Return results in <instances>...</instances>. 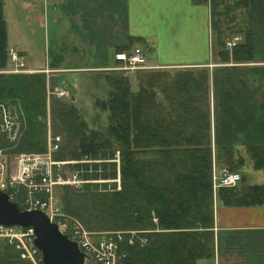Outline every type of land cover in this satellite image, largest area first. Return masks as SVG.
<instances>
[{"label":"trees","instance_id":"16d2710c","mask_svg":"<svg viewBox=\"0 0 264 264\" xmlns=\"http://www.w3.org/2000/svg\"><path fill=\"white\" fill-rule=\"evenodd\" d=\"M128 47L126 44L117 51L128 52ZM243 47L233 46L231 51ZM6 51L0 0V69L6 65ZM134 71L135 86L129 76L96 72L103 75L107 90L104 98L93 100L88 120L72 94L62 98L50 92L46 110L43 72H0V101L16 99L25 118L23 135L10 152L46 151V113L50 137L60 138L51 152L53 160L81 155L110 159L117 152L119 188L114 189L112 183L110 189L96 191V185L85 184L79 191L60 185L56 197L61 212L77 218L88 231L112 234L109 237L113 238L118 232L117 253L124 254L121 264H195L213 254L211 156L209 142L204 139L208 124L201 121L204 113L195 102L198 91L201 98L203 84L200 77L184 71L171 75ZM6 145L0 134V148ZM231 152L226 148L215 153L214 163L236 170L244 161L239 156L234 159ZM248 153L253 169L264 172V147H249ZM108 164L111 171L102 176L114 178V163ZM68 166L87 167L79 163ZM239 184V188H217L219 201L224 205L264 203V184ZM131 230L136 234L130 235ZM0 264L31 263L0 239Z\"/></svg>","mask_w":264,"mask_h":264},{"label":"crops","instance_id":"0c3cea01","mask_svg":"<svg viewBox=\"0 0 264 264\" xmlns=\"http://www.w3.org/2000/svg\"><path fill=\"white\" fill-rule=\"evenodd\" d=\"M5 1L6 46L15 51L25 73L103 70L117 64L114 52L128 44V52L135 47L143 51L142 70L200 77L201 98L198 91L194 101L204 113L201 121L208 124L204 139L209 142L210 173L224 168L214 163V154L230 148L234 159L244 161L234 170L243 178L239 183L264 184V172L253 169L248 153L249 147H264V0H53L50 29L57 36V23L65 27L72 41L68 54L78 62L74 65L53 60L31 65L24 48L9 46ZM21 2L30 8L34 0ZM44 9L26 19L46 23V5ZM233 37L234 47L244 45L236 53L224 47ZM58 50L53 42V54ZM131 82L135 86L133 78ZM161 103L167 107L166 99ZM256 172L262 174L259 181L252 180ZM216 190L211 189L213 254L195 264H264V203L224 205Z\"/></svg>","mask_w":264,"mask_h":264},{"label":"built area","instance_id":"2783aa9c","mask_svg":"<svg viewBox=\"0 0 264 264\" xmlns=\"http://www.w3.org/2000/svg\"><path fill=\"white\" fill-rule=\"evenodd\" d=\"M236 40L237 37L225 40L224 46L229 49L235 45ZM6 54L13 64V69H6L4 73L27 71L22 68L23 64L12 48H7ZM113 59L117 64L102 69L127 72L146 68L145 55L138 47L130 52H114ZM24 126L20 105L8 100L0 101V134L8 140H14L22 134ZM58 140V136L50 138L44 153H11L10 149L14 148L15 144L0 148V190L7 194L9 200L18 202L23 209L41 210L57 225L61 233L75 242L77 248L90 259L91 264H121L120 258L124 254L117 253V240L121 239L118 232L115 233V238L99 234L96 239H92L77 222L66 217L53 203V190L57 186L77 183L79 179L76 178V171L64 172V175H61L60 165L64 164V161L51 158V152L57 148ZM9 156L10 159H7ZM239 180V173L222 168L218 173L211 174V189L213 191L219 187H233ZM130 235H133V232H130ZM0 239L12 245L18 251L19 258L28 260L31 264H41L40 253L32 243L31 228L0 224ZM127 242L131 243L132 239L129 237Z\"/></svg>","mask_w":264,"mask_h":264},{"label":"rangeland","instance_id":"374dc122","mask_svg":"<svg viewBox=\"0 0 264 264\" xmlns=\"http://www.w3.org/2000/svg\"><path fill=\"white\" fill-rule=\"evenodd\" d=\"M22 0H6L4 2V15L7 22V39L8 45L14 47L24 48L26 50L27 59L29 60L31 65H43L45 61H54L57 63H62L63 65H74L78 64L77 61L72 59V54H68L69 52V44L72 43L70 36L68 35L67 30L62 25V28L56 29L57 36H55L50 29V2L53 0H34V3L31 4L30 8L24 7ZM47 6V22H43L40 25L37 20L26 19V16L33 11L38 13L41 11L44 6ZM30 10V11H29ZM45 10V9H44ZM29 14V15H30ZM65 25V23L63 22ZM53 36L56 37V40L53 41ZM53 42H58V52L57 54H53L52 45ZM225 47V46H224ZM226 48V47H225ZM232 48V47H231ZM79 61V60H78ZM147 64V63H146ZM6 69H13V64L8 61L4 68L0 69V72H3ZM27 70V69H26ZM101 69H87L84 71H71V70H60V69H52L49 68L45 75V105L46 110H48V97L50 96V92L52 94L62 93L60 97L67 98L70 94L74 96V102L79 108L80 112L83 115H86L85 118L88 120L89 114L92 113V102L95 98H104L106 95V86L104 85L103 75L104 72H112L114 74H120L124 76H129L130 78L134 77L136 71H98ZM142 72L146 70L140 69ZM96 72H100L101 74L95 75ZM90 73V74H89ZM134 82H132L133 84ZM134 87V86H133ZM9 102H17L16 99H8ZM19 104V103H18ZM23 113V112H22ZM80 113V114H81ZM24 117V116H23ZM105 118V114L103 113L102 118ZM46 147L48 144V140H50V130H49V119L48 113H46ZM25 123V118H24ZM24 131V130H23ZM3 135V134H1ZM22 134L14 139L7 140L6 146H11L19 142ZM2 148V147H1ZM24 153H36V152H24ZM10 159L9 157H6ZM64 161V164L60 165L61 175H64V172L76 171L78 179L77 183L64 184L68 185L71 189L82 190L85 184H94L96 191L108 190L111 188V184H115L114 189L119 188V160L117 152L110 159H101L100 157L91 158L85 155H81L78 159H70V160H61ZM109 162L114 163V178H104L102 174L104 172H110ZM73 163L85 164L87 167L85 168H77L71 169L68 165ZM93 165H96L93 168ZM59 172V173H60ZM82 173H88L89 177H81ZM95 175V176H92ZM262 174L256 172V175L252 178L253 181H259L262 179ZM259 179V180H258ZM80 180V181H79ZM104 184V186H103ZM61 190L59 186H57L53 190V203L59 207L58 199L56 196H59ZM60 209V207H59ZM61 211V210H60ZM66 215V214H65ZM66 217L71 218L75 222H77L81 228L90 235L92 239H94L97 235L103 234L101 232H93L86 230L80 221L77 218L66 215ZM70 219V220H71ZM154 220V218H153ZM133 235L136 234L135 231ZM111 233V232H108ZM103 235L112 236V234L104 233Z\"/></svg>","mask_w":264,"mask_h":264},{"label":"water","instance_id":"95a60500","mask_svg":"<svg viewBox=\"0 0 264 264\" xmlns=\"http://www.w3.org/2000/svg\"><path fill=\"white\" fill-rule=\"evenodd\" d=\"M243 178H240V181ZM0 224L29 227L33 245L40 253L41 264H91L76 246L57 229V225L38 209H23L0 190Z\"/></svg>","mask_w":264,"mask_h":264},{"label":"bare ground","instance_id":"6f19581e","mask_svg":"<svg viewBox=\"0 0 264 264\" xmlns=\"http://www.w3.org/2000/svg\"><path fill=\"white\" fill-rule=\"evenodd\" d=\"M60 139V138H59Z\"/></svg>","mask_w":264,"mask_h":264}]
</instances>
